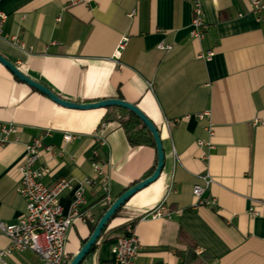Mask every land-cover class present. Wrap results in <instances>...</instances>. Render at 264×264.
<instances>
[{"label":"crops","instance_id":"0c3cea01","mask_svg":"<svg viewBox=\"0 0 264 264\" xmlns=\"http://www.w3.org/2000/svg\"><path fill=\"white\" fill-rule=\"evenodd\" d=\"M202 10L206 29L194 39L191 0L73 6L67 0H0V54L22 73L67 101L134 104L159 131L165 157L159 178L121 207L80 264H112L117 228L128 223L141 244L135 264H264V125L253 123L264 117V10L258 18L249 0H205ZM160 42L171 51L158 50ZM206 52H213L209 60L197 58ZM109 112L116 113L63 108L0 65V129L16 130L0 144V221L15 224L26 214V200L16 191L18 167L34 138L52 148L36 162L49 168L44 184L93 182L85 186L81 208L88 219H76L67 232L64 264L107 205L156 166L154 147L131 145L118 119L104 121ZM203 112L208 117L198 120ZM198 140L212 148L199 147ZM94 161L108 180L109 200ZM194 185L204 186L201 205ZM70 201L67 191L59 196L64 215ZM160 208L169 216L152 217ZM8 245L0 235V248ZM38 262L31 251L6 258V264Z\"/></svg>","mask_w":264,"mask_h":264},{"label":"built area","instance_id":"2783aa9c","mask_svg":"<svg viewBox=\"0 0 264 264\" xmlns=\"http://www.w3.org/2000/svg\"><path fill=\"white\" fill-rule=\"evenodd\" d=\"M205 0H191L192 2V20L190 36L194 39H201L206 29L203 20L202 3ZM215 1V0H211ZM88 0H67L68 6L87 3ZM252 12L259 18L264 10V0H249ZM132 16V13L129 15ZM5 16L0 14V35L1 28ZM59 19H57L58 21ZM127 39L123 38L118 48L122 49ZM14 41V40H13ZM160 51L170 52L172 45L160 42L156 45ZM213 52L206 54L199 53L197 58L209 60ZM151 87V84H149ZM207 112L197 114L198 120H205L208 117ZM254 124L264 125V117L254 120ZM106 127L101 126L100 131L103 132ZM210 138L214 136V127L208 122L205 128ZM16 130L11 125L1 126L0 144L6 141L10 133ZM72 139L70 134L63 136L64 142ZM102 140L101 138H99ZM199 147L206 146L212 148L209 141L198 140ZM42 150L51 152V147H44L42 137L32 139L25 145L24 158L18 167L19 183L16 188L17 193L26 200V214L15 224L7 225L0 221V235L5 236L9 245L7 248H0V264H6V258L10 256L12 251H31L38 256V264H64L66 260V241L67 232L72 227L76 219L87 220L88 214L81 211L85 205V186L93 182L90 179H63L52 186L43 183V178L49 173L46 165L36 166V162L40 157ZM63 150L59 152L61 155ZM96 157L97 154L94 153ZM204 154L202 158H204ZM94 171L98 173L100 179L98 181L101 186L105 199L109 200V183L103 173L102 167L97 162H92ZM210 182L204 179L207 186ZM67 191L71 196L70 211L64 215L59 204V196L62 192ZM204 192V186L194 185L192 193L197 201V205L204 202L201 196ZM213 202V201H212ZM169 212L158 209L152 217L169 216ZM141 244L134 234L133 224H126L122 235L116 238L115 243L111 247L113 256L112 264H135L137 255L140 252Z\"/></svg>","mask_w":264,"mask_h":264},{"label":"water","instance_id":"95a60500","mask_svg":"<svg viewBox=\"0 0 264 264\" xmlns=\"http://www.w3.org/2000/svg\"><path fill=\"white\" fill-rule=\"evenodd\" d=\"M0 65H2L5 69H7L17 80L26 84L30 88L38 91L39 93L43 94L49 100H51L52 102L63 108L74 109V110H92V109H100V108L117 107L127 110L144 124V126L152 136L155 145V152H156V166L153 173L150 176L146 177L145 179L137 182L127 190H125L114 202H112V204L108 207V209H106V211L103 213L101 218L96 223L89 238L86 240V242L81 246L79 251L73 256V258L69 262V264H80L81 261L92 250L94 245L99 240L101 233L105 229L111 217L135 193L144 189L150 184L154 183L159 178L160 173L164 166V158H165L159 131L154 126V124L147 118V116L134 104L128 103L124 100L117 98H111V99H105L101 101L87 102V103H76V102L67 101L57 96L55 93H53L49 88H47L43 84L26 76L14 64H12L1 54H0Z\"/></svg>","mask_w":264,"mask_h":264},{"label":"trees","instance_id":"16d2710c","mask_svg":"<svg viewBox=\"0 0 264 264\" xmlns=\"http://www.w3.org/2000/svg\"><path fill=\"white\" fill-rule=\"evenodd\" d=\"M109 109H113L114 111H116L118 114H120V117H116V115H114V113L109 112L104 117V121H111V120L118 119V121L120 122V124H121V126L125 132L127 140L131 145L136 146V145H143V144L147 145V144H149L152 147H154V149H155L154 141L152 139L151 134L148 132V130L146 129L144 124L137 117H135L129 111L121 109V108L110 107ZM154 169L155 168H153V171H154ZM153 171L151 172V174L153 173ZM111 204H112V202L107 205V209ZM120 209L111 217L110 221L108 222L105 229L101 233L100 238L102 237V235L106 231V229L109 226V224L111 223V221L117 216ZM124 227H125V224L121 225L120 227L117 228L118 233H117L115 238L122 235V233L124 231ZM93 229H94V227H93Z\"/></svg>","mask_w":264,"mask_h":264},{"label":"rangeland","instance_id":"374dc122","mask_svg":"<svg viewBox=\"0 0 264 264\" xmlns=\"http://www.w3.org/2000/svg\"><path fill=\"white\" fill-rule=\"evenodd\" d=\"M114 115H116V117H120V114H118L117 112L114 113ZM123 119V118H122Z\"/></svg>","mask_w":264,"mask_h":264}]
</instances>
